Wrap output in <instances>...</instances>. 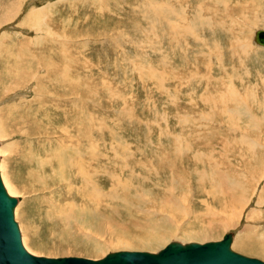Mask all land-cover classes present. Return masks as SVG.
<instances>
[{
    "label": "rangeland",
    "instance_id": "1",
    "mask_svg": "<svg viewBox=\"0 0 264 264\" xmlns=\"http://www.w3.org/2000/svg\"><path fill=\"white\" fill-rule=\"evenodd\" d=\"M257 28L264 0H0V176L24 247L97 259L233 232L264 261Z\"/></svg>",
    "mask_w": 264,
    "mask_h": 264
},
{
    "label": "water",
    "instance_id": "2",
    "mask_svg": "<svg viewBox=\"0 0 264 264\" xmlns=\"http://www.w3.org/2000/svg\"><path fill=\"white\" fill-rule=\"evenodd\" d=\"M253 42L264 46V29H256ZM16 199L0 181V264H264V261L231 249L232 235L204 243L171 241L156 252L118 250L92 259L80 256H36L22 246L13 218Z\"/></svg>",
    "mask_w": 264,
    "mask_h": 264
},
{
    "label": "bare ground",
    "instance_id": "3",
    "mask_svg": "<svg viewBox=\"0 0 264 264\" xmlns=\"http://www.w3.org/2000/svg\"><path fill=\"white\" fill-rule=\"evenodd\" d=\"M38 22V20L36 19V18H34L33 20H32V23L33 24H35V23H37ZM257 29H261V28H257ZM256 30V29H255ZM254 30V31H255ZM253 34H254V32H253ZM252 38H253V36H252ZM252 42H253V39H252ZM254 43V42H253ZM255 44V43H254ZM255 45H257V44H255ZM257 46H260V47H264V46H261V45H257ZM252 144V143H251ZM252 146H253V144H252ZM182 150V149H181ZM83 154V153H82ZM82 154H80V155H82ZM84 156V155H83ZM164 156V155H163ZM125 160V159H124ZM205 174V173H204ZM228 175V174H227ZM230 176V175H229ZM235 176V175H234ZM254 177V176H253ZM210 178V177H209ZM227 178V177H226ZM231 178V177H230ZM212 179V178H211ZM221 179H222V182L221 183H223V180H224V182L226 183L227 181H226V179H223V175H222V177H221ZM230 180V179H229ZM234 180V179H233ZM0 181H1V183H2V185H3V182H2V179H1V176H0ZM237 181V180H236ZM234 183V182H233ZM214 184V183H213ZM214 185H216V184H214ZM216 186H218V185H216ZM222 186V185H221ZM3 187H4V185H3ZM91 187V186H90ZM94 187V186H93ZM220 187V186H219ZM223 187V186H222ZM227 186H225V188H226ZM229 187V186H228ZM92 188V187H91ZM214 188V187H213ZM242 188V187H241ZM240 188V189H241ZM4 189H5V191H6V193L9 195V196H12V194H10V190L7 188V190H6V188L4 187ZM93 189V188H92ZM228 190V189H227ZM235 191H236V189H235ZM13 197V196H12ZM15 198V197H14ZM16 199V204H17V202H18V199L17 198H15ZM16 204H15V206H16ZM15 206H14V210H15ZM14 210H13V218H14V220H15V217H14ZM16 221V220H15ZM17 223V222H16ZM17 226H18V223H17ZM244 228V227H243ZM20 228H19V226H18V230H19ZM209 230H206V233L208 232ZM119 232V231H118ZM130 232V231H129ZM19 233H20V230H19ZM203 233V232H202ZM226 233H228V232H226ZM226 233H224V234H226ZM229 233H231V235H232V241H233V238H234V234H233V232H229ZM129 234V233H128ZM214 234V233H213ZM223 234V235H224ZM195 236H203V235H206V234H194ZM116 236V235H115ZM120 236V235H119ZM151 236V235H150ZM149 236V237H150ZM118 237V236H117ZM236 237V236H235ZM238 237V236H237ZM249 237V236H248ZM124 238V237H123ZM128 238V237H127ZM235 239V238H234ZM123 240V239H122ZM125 240V239H124ZM245 240V239H244ZM250 240H252V238L250 239ZM250 240H248V241H250ZM20 241H21V244H22V246L24 247V245H23V243H22V240H21V234H20ZM217 241V240H216ZM236 241H237V239H236ZM240 241V240H239ZM237 241L239 244L240 243H243V241ZM253 241H254V239H253ZM122 242V241H121ZM126 242V241H125ZM140 244H142V245H144V246H147V247H150V246H152L155 242H156V239H155V241H153V240H149L148 239V241H144V240H139L138 241ZM127 243H128V241H127ZM132 244H133V242H131ZM199 243V242H198ZM249 243V242H248ZM262 243V242H261ZM156 244V243H155ZM256 244V243H255ZM258 244V243H257ZM136 245V244H135ZM231 245H232V242H231ZM246 245V247L247 246H250V244L248 245V244H244V246ZM252 245V244H251ZM239 246V245H238ZM256 247H257V245H255ZM262 246V245H261ZM252 247V246H251ZM254 247V246H253ZM256 247H254V248H256ZM25 248V247H24ZM258 248V247H257ZM232 249V248H231ZM250 249V248H249ZM248 249V250H249ZM25 250L26 251H28V249L27 248H25ZM233 250V249H232ZM250 251V250H249ZM255 251V250H254ZM29 252V251H28ZM256 252H258V253H260L262 256H264V250L263 249H256V251H255V253ZM30 253V252H29ZM257 253V254H258ZM32 254V253H31ZM34 255V254H33ZM244 255V254H243ZM37 256V255H36ZM250 257V256H249ZM254 258H257V257H254ZM259 259V258H258ZM261 260V259H260ZM263 261V260H262Z\"/></svg>",
    "mask_w": 264,
    "mask_h": 264
}]
</instances>
